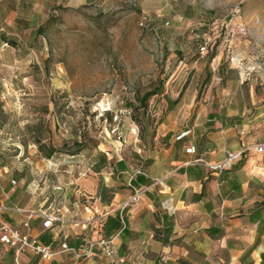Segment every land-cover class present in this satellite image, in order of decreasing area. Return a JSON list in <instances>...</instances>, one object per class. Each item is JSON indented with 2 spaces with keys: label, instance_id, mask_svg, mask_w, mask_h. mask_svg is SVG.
<instances>
[{
  "label": "crops",
  "instance_id": "obj_1",
  "mask_svg": "<svg viewBox=\"0 0 264 264\" xmlns=\"http://www.w3.org/2000/svg\"><path fill=\"white\" fill-rule=\"evenodd\" d=\"M53 2L0 0V31L13 26L2 14L17 20L20 10ZM219 75L200 92L202 71L181 69L159 94L164 113L139 145L110 154L88 143L63 167L62 186L0 185V234L5 223L57 252L43 259L0 241V264H264V151L254 148L264 143V103L236 70ZM245 146L221 171L210 168ZM136 187L139 201L123 208ZM48 214L58 219L44 226ZM110 238L112 256L96 247L75 258L61 247Z\"/></svg>",
  "mask_w": 264,
  "mask_h": 264
},
{
  "label": "rangeland",
  "instance_id": "obj_2",
  "mask_svg": "<svg viewBox=\"0 0 264 264\" xmlns=\"http://www.w3.org/2000/svg\"><path fill=\"white\" fill-rule=\"evenodd\" d=\"M7 15L1 19L13 26L2 22L0 31L7 114L0 185L8 189L24 190L27 180L50 190L68 182L62 169L75 141H97L110 154L135 148L164 113L159 94L146 106L140 98L163 90L181 69L202 71L200 92L222 70H236L264 103V0H54L49 9L20 10L17 20ZM1 34L14 44H3ZM31 126L63 152L45 157Z\"/></svg>",
  "mask_w": 264,
  "mask_h": 264
},
{
  "label": "built area",
  "instance_id": "obj_3",
  "mask_svg": "<svg viewBox=\"0 0 264 264\" xmlns=\"http://www.w3.org/2000/svg\"><path fill=\"white\" fill-rule=\"evenodd\" d=\"M147 22V16L143 15L139 19V25L144 26ZM200 51L203 53H206L208 51V42L205 41L200 46ZM256 152H263L264 151V143L257 144L254 146ZM249 150L248 146L243 147L242 149L235 151V152H227L226 157L220 161L216 162L214 164H210V168L212 170L221 171L224 169L228 164L233 162L234 160H237L241 158L247 151ZM12 183H15V180H12ZM135 192L129 198L123 203V208L136 203L140 199V194L143 192V190H140L139 188H134ZM32 216V213L30 214ZM46 219L43 222L44 226H51L53 221L57 220L58 217L54 214H48L45 216ZM24 226H28V221L24 222ZM2 233L0 234V241L8 246L14 247L19 251H31L35 254H38L43 259H50L52 258L57 252L51 248L49 245H43L41 244L36 238L31 237L28 233L21 232L17 229L12 228L10 225L3 223L1 225ZM113 238L110 239H101L99 241H87L84 244L73 247L69 246L66 243H63L61 245L63 250L70 251L71 254L75 258H84V257H90L94 255V251L96 247H102L105 254L107 256H112L113 254Z\"/></svg>",
  "mask_w": 264,
  "mask_h": 264
},
{
  "label": "trees",
  "instance_id": "obj_4",
  "mask_svg": "<svg viewBox=\"0 0 264 264\" xmlns=\"http://www.w3.org/2000/svg\"><path fill=\"white\" fill-rule=\"evenodd\" d=\"M1 35L5 39L3 44H7L8 41H11V43L14 44L13 40H9L8 38H6L4 36V34H1ZM161 92H162V90L158 89V88L145 92L143 94V96L139 100L141 105L146 106L147 101L150 99L151 96L160 94ZM0 117H2L1 120H0V127H4L5 124H6L7 114L4 111V108H3L1 103H0ZM30 131H31V133L34 134V137H33L32 140L35 143L38 144L39 150L45 154V157L50 158L55 153L63 152L62 148H56L53 145H47V144L44 143V141H42V139L38 136V133L40 132V127H38V126H33L32 127L31 126V130ZM74 145H75L76 149L70 153L71 155L79 153L84 148V144H82L81 142H78V141H75Z\"/></svg>",
  "mask_w": 264,
  "mask_h": 264
}]
</instances>
